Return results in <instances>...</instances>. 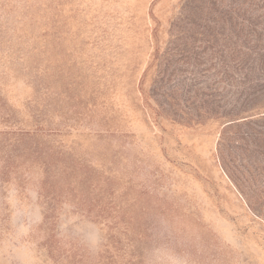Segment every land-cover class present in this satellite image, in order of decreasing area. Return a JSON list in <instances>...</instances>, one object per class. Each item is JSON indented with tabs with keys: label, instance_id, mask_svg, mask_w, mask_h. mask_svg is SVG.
<instances>
[{
	"label": "rangeland",
	"instance_id": "obj_1",
	"mask_svg": "<svg viewBox=\"0 0 264 264\" xmlns=\"http://www.w3.org/2000/svg\"><path fill=\"white\" fill-rule=\"evenodd\" d=\"M0 264H264V0H0Z\"/></svg>",
	"mask_w": 264,
	"mask_h": 264
}]
</instances>
